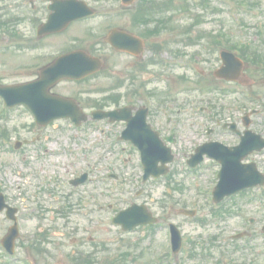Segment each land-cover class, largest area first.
Returning <instances> with one entry per match:
<instances>
[{
	"label": "rangeland",
	"instance_id": "1",
	"mask_svg": "<svg viewBox=\"0 0 264 264\" xmlns=\"http://www.w3.org/2000/svg\"><path fill=\"white\" fill-rule=\"evenodd\" d=\"M20 1L0 0V14L3 20L14 15L23 17L13 29L28 37L30 24L27 15H22L23 10L17 8ZM86 1L101 10V4L107 6L112 2L121 7L119 0ZM136 1L139 0H135L129 11L120 12L119 9L110 15L101 12L99 17L89 22L95 25L115 22L125 27L129 24ZM168 1L175 7L156 15L169 17L170 28L174 29L150 36L149 42L162 43L159 59L169 61L174 58L179 64L174 68L175 74L188 77V80L179 78V95L177 91L169 94L182 100L187 98L188 92L191 100H195L196 111L200 106L214 105L215 113H219L221 102L213 98L219 99V92H206L207 86L221 85L210 74L218 65L215 54L218 47H212L210 39L223 34V37L229 36L234 44H247L252 50L264 52V0ZM62 43L70 45L63 36L53 37L51 47L46 50L49 56L61 50ZM173 52L178 54L171 58ZM17 56L12 37L0 30V83L34 77L33 73L24 72V67L15 66ZM248 67L245 71L252 80L250 86L253 90H263L264 85L256 84L257 79L251 76L252 68ZM197 69H203L207 74L199 78ZM112 86L103 72L80 85L63 82L55 90L73 95L83 90L80 97L104 100L116 92L110 89ZM146 86H152L151 89L160 96L167 94L165 83L152 85L148 80ZM117 92L124 93L125 86L118 88ZM170 107L172 112L164 114L163 121L168 116L171 119L179 117L184 132L181 143L175 142L174 150L178 154L190 152L193 142L200 143L206 139L205 134L196 136V129H204L206 120L199 114L193 117L187 111L178 116L175 113L179 110L175 106ZM2 108L0 101V133L4 134V137L0 136V191L7 196L10 205L18 207L20 233L16 239L19 260H10L0 248V264H27L33 253L36 264H87L84 261L88 258L91 264H165L163 252L168 251L166 223L170 221L175 222L183 234L179 257L183 264H264V235L259 232L264 225V200L251 201L248 199L251 192L235 195L217 207L209 197L210 168L196 171L194 174L200 178L194 180L183 160H176L172 165L171 177L149 179L142 184L135 153L122 149L124 145H114L108 152L104 151L102 141L107 143L108 139L99 137L94 127L106 128L105 123L85 124L80 131L75 130L69 120L58 119L39 127L26 108ZM115 129V126L108 128V137ZM215 135L220 136V128ZM17 140L28 142L14 149ZM128 156L132 159L129 165L124 162ZM82 172H88L93 181L72 188L69 179ZM176 185L179 189L175 188ZM140 188L142 192L136 196ZM131 200L147 205L159 218V223L151 228L139 226L133 232H123L112 224L111 216ZM67 202L72 205L71 209L63 206ZM61 208L66 211L63 213L65 216L58 213ZM180 208L195 209L196 214L193 217L179 215L177 210ZM215 208L230 209V213L215 217L212 212ZM250 218L255 221L249 223ZM10 224L1 212L0 239ZM243 227H249L253 233L250 239L229 238ZM36 239L39 240L38 251L32 253L30 245Z\"/></svg>",
	"mask_w": 264,
	"mask_h": 264
},
{
	"label": "flooded vegetation",
	"instance_id": "2",
	"mask_svg": "<svg viewBox=\"0 0 264 264\" xmlns=\"http://www.w3.org/2000/svg\"><path fill=\"white\" fill-rule=\"evenodd\" d=\"M50 1H41V0H29L28 7L26 11H23L22 15L27 14L28 22L30 24V33L27 43H19L17 39L13 44L14 51L18 54V57H21L24 61H18L17 66L26 67L25 70L36 73L41 70V68L51 61V56L46 52V50L51 47L52 37L53 36H62L63 32L44 35L41 37L36 36L38 26L44 22L49 14H50ZM18 9H21L20 6H17ZM20 18V17H19ZM94 17H85L76 21H73L68 25L67 28L70 29L71 38L69 42L73 45L70 47H65L64 52L83 47L86 49L88 53L93 56H98L102 59L103 67L105 65L106 71H104L108 76L109 80L114 84L113 89L119 88L123 83L126 85V89H129V94L131 97L129 98L130 102H127L126 105L130 107L129 115L134 116L137 108H142L146 106V98H148V94L150 98L153 100L152 107H148V115L147 120L150 122L153 128L159 130L160 134L165 135L164 130L165 126L161 122V117L164 114H169L172 112V108L170 105H173V96L163 95L160 96L158 93L154 91H147L145 95L141 92L139 88L146 86V82L149 79H152V84H157V80L159 79L158 71L148 75V69L154 68L158 69V64H153L149 59L147 52L150 55H157L159 51L154 47H148L146 50V40L148 41L147 36H143L138 32L137 27L128 26L125 28L127 33H134L137 37L141 38L144 42V47L142 52L139 54L130 52H123L114 49L110 44L102 40H98V38H93L92 40L83 39V37H78V34L85 36L88 32H97L102 31L101 26L92 25L89 22ZM86 22V23H83ZM66 30V29H65ZM135 50L138 49V45H135V42L132 44ZM122 58V59H121ZM105 62V63H104ZM161 69H163L161 67ZM160 69V70H161ZM102 70V71H103ZM101 71V72H102ZM168 74L173 72V66H169L166 69ZM100 73V72H99ZM173 75H171L172 77ZM174 80L172 79V83ZM236 87H239L236 85ZM139 95V97H137ZM232 97V96H230ZM226 93L222 94L223 100V116L221 117V141L226 145H235L239 141V135L235 134L228 128L229 124H235L236 129L243 132L245 128L244 118L245 112L243 111L241 114L239 112L238 106H236L235 110L232 109L231 103H229ZM243 97L242 93L237 92L235 99H241ZM79 104L85 107V102L79 99ZM170 104V105H169ZM169 105V107H167ZM259 114H264V105L257 107V112L255 115L246 116V119L249 121V127L257 133H261L264 136V122H256L255 119ZM177 120L171 119V117H166L167 127L171 128L175 126ZM220 121H217L219 123ZM176 126H179L176 125ZM167 129V128H166ZM264 150L251 155L250 160H254L258 158V163L263 166L264 165V154H262ZM262 154V155H259Z\"/></svg>",
	"mask_w": 264,
	"mask_h": 264
},
{
	"label": "water",
	"instance_id": "3",
	"mask_svg": "<svg viewBox=\"0 0 264 264\" xmlns=\"http://www.w3.org/2000/svg\"><path fill=\"white\" fill-rule=\"evenodd\" d=\"M72 1L75 0H71V2ZM123 1L127 2L130 0ZM75 8H78L80 10V13L77 16L86 13L84 4L79 3L77 6H75ZM73 13H70L67 19L73 18ZM80 54L81 53L73 52L71 54L60 57L50 67H47L43 69V71H41L39 79L24 84L0 87V94L4 96L9 105L24 103L34 111L38 109V112L41 114V117L37 120L39 124H45L49 121V119H51V117H48L49 115L46 114L56 113V115H66L69 109L64 107H72L71 101L65 100L58 96L49 95L48 89L61 78H78L88 73L89 70L93 69L91 66L96 64V62L93 61L94 59L86 56H82L83 58H80ZM44 106L45 108L42 109L41 107ZM113 113L114 112H109L105 115L112 116ZM43 116L45 117L43 118ZM150 171L151 169L148 168V172ZM3 207L4 203L2 196L0 195V210ZM13 212L14 211L12 209L8 208L7 216L11 217L13 215ZM132 218H134L136 222H134V220L133 223L130 222V219ZM153 221L154 219L150 217V214L143 206H132L125 211H121L115 219V222L122 224L124 229L132 228L139 222ZM16 234V227H11L8 234L3 238V243L8 247L12 245L13 239Z\"/></svg>",
	"mask_w": 264,
	"mask_h": 264
}]
</instances>
